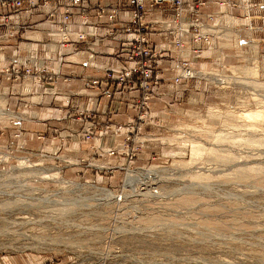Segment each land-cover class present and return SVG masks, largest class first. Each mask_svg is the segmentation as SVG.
I'll use <instances>...</instances> for the list:
<instances>
[{"label": "built area", "instance_id": "built-area-1", "mask_svg": "<svg viewBox=\"0 0 264 264\" xmlns=\"http://www.w3.org/2000/svg\"><path fill=\"white\" fill-rule=\"evenodd\" d=\"M262 8L264 0H0V108L9 114L0 119V163L42 170L59 183L53 195L65 193L63 180L113 193L85 187L98 203L122 201L118 182L102 179L121 173L124 189L129 172L144 169L136 160L157 153L151 144L179 139L160 131L187 124L205 95L216 96L213 120L259 110L264 39L253 31Z\"/></svg>", "mask_w": 264, "mask_h": 264}, {"label": "rangeland", "instance_id": "rangeland-1", "mask_svg": "<svg viewBox=\"0 0 264 264\" xmlns=\"http://www.w3.org/2000/svg\"><path fill=\"white\" fill-rule=\"evenodd\" d=\"M215 97L182 116L187 124L160 131L179 139L136 160L153 173L133 190L121 188V173L102 179L127 189L122 201L53 195L59 183L42 170L0 163V264H264V108L213 120ZM2 109L0 119L9 117Z\"/></svg>", "mask_w": 264, "mask_h": 264}, {"label": "bare ground", "instance_id": "bare-ground-1", "mask_svg": "<svg viewBox=\"0 0 264 264\" xmlns=\"http://www.w3.org/2000/svg\"><path fill=\"white\" fill-rule=\"evenodd\" d=\"M28 36L29 37H32V35H30V33H28ZM145 169L146 168H144L143 169V171L142 170H132V171H130L129 172V176H128V178H127V180H126V183H125V188H127L128 190L130 189V190H133V188L135 187V185L137 184V183H139V182H143V181H145V178H147V177H149L153 172H152V169L150 168V169H146V171H145ZM131 181V182H130ZM62 182L63 183H65L64 184V186H65V189H63V190H61V191H63V192H70V193H72L73 194V192L74 191H78V189H80V188H85V187H90V188H92V189H94L95 191H97V190H100V189H98L97 188V186H95V185H88V184H78V183H70V182H65V181H63L62 180ZM142 185H144V184H142ZM93 186V187H92ZM141 186V185H140ZM96 188V189H95ZM124 188V189H125ZM127 189H126V191H127ZM85 191H87V188H85L84 189ZM101 192H103L104 193V195H107V196H113L112 194V192H109V191H104V190H100ZM126 191H124L123 190V192H124V194L126 193ZM86 193V192H85ZM85 193H83V194H85ZM65 194V193H64ZM82 194V195H83ZM87 195V194H86ZM141 195H142V193H141ZM126 196V195H125ZM132 196V195H131ZM133 196H134V194H133ZM143 196H144V194H143ZM77 197V196H76ZM127 197H129V196H127ZM81 198V197H80ZM90 198V197H89ZM85 199V198H84ZM125 199V198H124ZM127 199V198H126ZM75 200V199H74ZM85 201V200H84ZM107 201V200H106ZM105 202V201H104ZM108 202H110L109 200H108ZM108 204V203H107ZM106 204V205H107ZM110 205V204H109ZM60 212V211H59ZM29 223V222H28ZM32 223V222H31ZM41 228V227H40ZM41 229H43V228H41ZM44 237V236H43ZM37 239H40V238H42V237H36ZM46 244V243H45Z\"/></svg>", "mask_w": 264, "mask_h": 264}, {"label": "crops", "instance_id": "crops-1", "mask_svg": "<svg viewBox=\"0 0 264 264\" xmlns=\"http://www.w3.org/2000/svg\"><path fill=\"white\" fill-rule=\"evenodd\" d=\"M254 1H257V0H254ZM254 13L256 14H260V15H263L264 16V8L262 9H258V10H255ZM28 18V17H27ZM26 19V18H25ZM254 23L257 25V26H260L259 29H255L253 31V35L255 37H258V38H262L264 39V17L261 18V19H257L254 21ZM77 27V25H74V28ZM99 32L100 33H103L104 32V29L103 28H100L99 29ZM108 44H112L114 46H117L118 42L115 40V39H109L108 40ZM80 44H76V46H79ZM261 49L264 50V43L261 44ZM66 51H69L68 49H66ZM95 74H99V72H94ZM59 85L62 86V87H73L74 85H78V82L76 80H73V82L71 81V83H62L60 80H59ZM48 99V98H47ZM46 101H51V99H48ZM44 100V102H46ZM83 102V101H82ZM99 109L101 111H104L106 108H107V104H106V100H104L103 98H101L100 100V103L98 105ZM121 111V109H120ZM114 119L117 120V121H121L122 119H124V116L122 114H117L116 116H114Z\"/></svg>", "mask_w": 264, "mask_h": 264}, {"label": "clouds", "instance_id": "clouds-1", "mask_svg": "<svg viewBox=\"0 0 264 264\" xmlns=\"http://www.w3.org/2000/svg\"><path fill=\"white\" fill-rule=\"evenodd\" d=\"M26 90L31 91V88H27ZM261 107L264 108V103L261 104Z\"/></svg>", "mask_w": 264, "mask_h": 264}]
</instances>
